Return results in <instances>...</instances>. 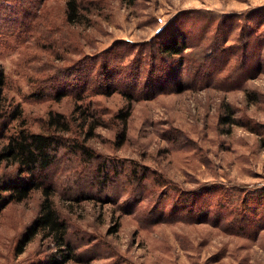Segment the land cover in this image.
Instances as JSON below:
<instances>
[{"label": "rangeland", "instance_id": "rangeland-1", "mask_svg": "<svg viewBox=\"0 0 264 264\" xmlns=\"http://www.w3.org/2000/svg\"><path fill=\"white\" fill-rule=\"evenodd\" d=\"M81 2L86 18L71 25L65 0H0L4 93L30 130H45L48 111L69 117L81 103L49 96L54 77L64 82L62 70L76 60L121 41L130 43L119 45L122 65L130 64L147 56L140 46L165 25L185 33L190 47L181 70L187 86L132 101L124 134L115 118L127 105L123 95L86 97L102 121L86 144L123 170H109L113 180L101 187L95 162L67 151L49 170L79 257L63 264H264V205L251 197L264 190V0ZM200 66L213 68L212 80H197ZM134 170L145 172L140 185ZM9 171L2 165L0 177ZM190 190L209 197L189 198L198 206L189 215L177 202ZM41 197L37 190L0 207V264H39L55 251L39 235L14 250Z\"/></svg>", "mask_w": 264, "mask_h": 264}, {"label": "trees", "instance_id": "trees-1", "mask_svg": "<svg viewBox=\"0 0 264 264\" xmlns=\"http://www.w3.org/2000/svg\"><path fill=\"white\" fill-rule=\"evenodd\" d=\"M86 8L81 0H65L66 22L71 25L82 24L86 18ZM168 26L165 25L156 32L147 42V49L141 45L144 48L142 51L140 46V53L147 56L145 58L137 56L130 64L122 65L124 58L122 56L125 54L119 50L121 47L119 45L130 43L117 41L101 54L82 57L65 67L62 70L64 75L61 76L64 82L54 77L49 88V96L59 100L63 96L70 95L81 103L73 106L69 117L59 111H48L44 119V131L30 130L25 124L19 103L7 100L4 93L6 76L0 68V139L3 141L0 145V167L4 165L11 170L0 177V207L10 202L25 200L33 191L38 190L42 195L36 215L16 241L14 249L16 254L22 253L26 245L39 235L42 240H48L55 248V251L39 264H63L69 260H79L68 238V224L54 204L56 187L49 176V170L64 154L63 152L67 151L69 152L67 154L78 157L81 162H95L94 170L99 172L96 179L101 183V187L111 183L112 177L122 172V165L114 161L109 166L104 157L96 154L86 144L93 129L101 125L102 121L101 116L89 105L90 102L84 101L86 97L95 94L110 95L118 92L123 95L127 105L125 109L118 110L115 118L122 123L121 131L124 134L132 101L151 98L172 89L177 92L182 91L187 86L181 70L186 66L184 51L190 47L189 37L179 31L177 26L175 29L170 27L167 31ZM225 49L229 47L222 48V51ZM223 64L221 67L216 66V69L222 68ZM204 68L200 66L194 70L198 74L197 80L202 79L205 80L204 82L212 80L213 68L210 67V70ZM263 70L264 59H261L259 72ZM228 86L232 87L231 83H228ZM43 95L44 93H41L39 96ZM73 124L77 126L75 131ZM109 170L112 171L110 179L107 178ZM134 172L135 170L133 171L135 181L140 185L145 172ZM206 192L202 191L199 194L197 190L181 191L177 205L188 211L185 212L190 215L193 207L198 206L190 202L189 198L203 200L209 197ZM263 192L264 190L259 191L256 197L251 196L252 200L261 206L264 205V196L261 195ZM137 194L140 192L138 191ZM87 196L92 197L91 194ZM203 203L206 201L203 200ZM156 218H161V215Z\"/></svg>", "mask_w": 264, "mask_h": 264}]
</instances>
